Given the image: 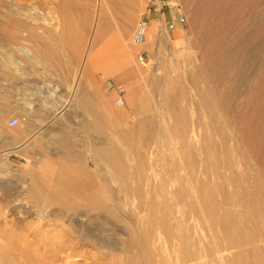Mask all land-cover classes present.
Wrapping results in <instances>:
<instances>
[{"label":"rangeland","instance_id":"374dc122","mask_svg":"<svg viewBox=\"0 0 264 264\" xmlns=\"http://www.w3.org/2000/svg\"><path fill=\"white\" fill-rule=\"evenodd\" d=\"M0 110V264H264V0H0Z\"/></svg>","mask_w":264,"mask_h":264},{"label":"bare ground","instance_id":"6f19581e","mask_svg":"<svg viewBox=\"0 0 264 264\" xmlns=\"http://www.w3.org/2000/svg\"><path fill=\"white\" fill-rule=\"evenodd\" d=\"M95 20L98 23V18H96ZM95 20H94V22H95ZM117 35H118V33H117ZM142 36H143V34H142ZM124 45H125V43H124ZM125 49H126L125 52L121 53V55L116 60L113 59L114 61L112 60V63H113V67H115V69L120 70V75L119 76L121 78H125V79L128 78L129 79L131 77V74L139 71V69H137V67L131 66V64L129 62V60L131 58V55H132L131 54V48H129V45H125ZM190 56H191V54H190ZM242 62H243V65L240 67L239 71H240V75L244 76L245 74H247V70H248V73H249V71L252 70V68H254V67H252L254 62H253V58L251 57V59H250L249 56L247 58H245ZM140 65L143 66V63H140ZM45 89H46L45 91L43 90V91L39 92L40 96L47 97L53 91V89H51V88L50 89L45 88ZM131 94H132V92H131ZM26 103L29 106L32 105V101H30V100L29 101L26 100ZM210 104H211V106H210L209 109L201 108L198 111L199 115L196 118V122L199 125L204 127L203 131L200 133V137L203 139V141L204 140H206V142L211 141L212 142V146L211 147L214 148L216 146L217 141L214 139V137L212 135V131H213V133H215L212 123H217L218 122L219 124H223L224 125V124H226V121L223 118V112H222L221 108L218 106L217 101L214 98H212V97H210ZM5 117H6V112L4 110H0V133L2 131L3 119ZM177 117L179 118V120H178L179 121L178 137H179L180 141L182 142L183 146L185 148H189L190 145H191L192 135H190L189 132H188V128H187L188 124L186 123V121L184 119V114L183 113L179 112ZM215 118H216L217 122H215ZM194 122H195V119H194ZM256 127H257V125H256ZM37 132L38 131H35V133H37ZM173 132H174V134L177 133L176 130H174ZM24 136H25V133H23V132H19V131L15 132L11 136H7V142L15 144L16 142L19 141V139L24 138ZM218 143H220V142H218ZM33 144H36V139L33 141L32 145ZM204 148H205V146L203 144V147H201V149H204ZM215 165H216V162L213 161V163L210 166L212 167V166H215ZM187 180H188V178H187ZM205 195H206L205 198L208 200L207 204L212 206V203L214 202V199H213V195L211 193V190H206L205 191ZM259 196L261 198H264V194L263 193H259ZM196 205H197V203H196ZM210 206H208V208H211ZM149 210H151V209H149ZM208 217L210 219H212L213 221H215V220L221 221V222L223 221L225 224H229V221L232 218V214L230 212H228V213H220L219 212L218 213L216 211H212L211 210L208 213ZM233 221H235V220H233ZM225 228L228 229L229 227L226 225ZM173 239H175V238H173Z\"/></svg>","mask_w":264,"mask_h":264},{"label":"built area","instance_id":"2783aa9c","mask_svg":"<svg viewBox=\"0 0 264 264\" xmlns=\"http://www.w3.org/2000/svg\"><path fill=\"white\" fill-rule=\"evenodd\" d=\"M143 24H145V23H143ZM139 61L142 62V57L141 56H139ZM17 121H18V119L16 117H12V118H10L8 120L7 126L8 127H13V126L16 125Z\"/></svg>","mask_w":264,"mask_h":264},{"label":"crops","instance_id":"0c3cea01","mask_svg":"<svg viewBox=\"0 0 264 264\" xmlns=\"http://www.w3.org/2000/svg\"><path fill=\"white\" fill-rule=\"evenodd\" d=\"M159 23V26H162L161 24V22H158ZM152 34H154V27L153 26H148V29H147V31H146V35L144 36V39L147 37H149V36H151Z\"/></svg>","mask_w":264,"mask_h":264}]
</instances>
